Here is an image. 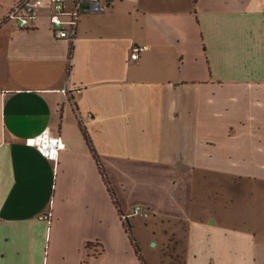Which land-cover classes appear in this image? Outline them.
Masks as SVG:
<instances>
[{"label": "crops", "instance_id": "1", "mask_svg": "<svg viewBox=\"0 0 264 264\" xmlns=\"http://www.w3.org/2000/svg\"><path fill=\"white\" fill-rule=\"evenodd\" d=\"M17 1L0 0V264H142L128 222L147 264H264V0H97L72 38L48 1L29 28L8 18ZM46 127L57 161L26 142ZM145 169L190 198L133 213Z\"/></svg>", "mask_w": 264, "mask_h": 264}, {"label": "built area", "instance_id": "2", "mask_svg": "<svg viewBox=\"0 0 264 264\" xmlns=\"http://www.w3.org/2000/svg\"><path fill=\"white\" fill-rule=\"evenodd\" d=\"M48 1L53 8L50 15V28L56 37H73L74 31L79 22L80 16L84 13L100 12L103 10L101 3L97 0H90L88 5L83 0H74L70 9L66 8V0H20L15 2L7 12V17L18 18L22 27L29 28L36 19L37 10ZM147 45L135 43L132 47V59H138L140 52L145 50ZM27 144L35 146L48 160L57 161L60 149L65 146L62 137L54 133L50 127H46L39 134L27 138ZM133 213L148 216L147 209L142 204H137ZM51 213L41 215L42 219H50Z\"/></svg>", "mask_w": 264, "mask_h": 264}, {"label": "rangeland", "instance_id": "3", "mask_svg": "<svg viewBox=\"0 0 264 264\" xmlns=\"http://www.w3.org/2000/svg\"><path fill=\"white\" fill-rule=\"evenodd\" d=\"M183 171H180L179 175ZM137 176H136V175ZM177 171H168L164 169H145L141 171H129L128 182L130 183V196L134 198V193L137 192L136 197L145 207L150 210L151 202L153 200H161V198L174 197L178 204H185V201L190 198V188L184 182L178 181ZM153 242H151L152 244ZM145 253L152 260L157 257L155 247L145 245ZM159 256V255H158Z\"/></svg>", "mask_w": 264, "mask_h": 264}, {"label": "trees", "instance_id": "4", "mask_svg": "<svg viewBox=\"0 0 264 264\" xmlns=\"http://www.w3.org/2000/svg\"><path fill=\"white\" fill-rule=\"evenodd\" d=\"M94 154H95V152H94ZM102 173H103V175H104V178H105L106 181L108 182V180H107V176H106V174H105V171L102 170ZM126 227H127L128 231H129V233H130V237H131V239H132L133 242H134V246H135V248H136L137 253L139 254V257L142 258V261H143L142 264H147L146 261L143 259L142 255L140 254L139 245L137 244V242L135 241L134 236L132 235V232H131V225L129 224V222L126 223ZM88 245H90V244L88 243Z\"/></svg>", "mask_w": 264, "mask_h": 264}]
</instances>
